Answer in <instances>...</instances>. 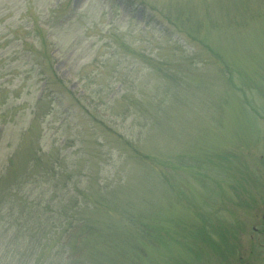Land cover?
I'll list each match as a JSON object with an SVG mask.
<instances>
[{
	"label": "rangeland",
	"instance_id": "374dc122",
	"mask_svg": "<svg viewBox=\"0 0 264 264\" xmlns=\"http://www.w3.org/2000/svg\"><path fill=\"white\" fill-rule=\"evenodd\" d=\"M263 160L264 0H0V264H48L76 197L161 210L181 237L154 264H264ZM204 221L233 251L189 262Z\"/></svg>",
	"mask_w": 264,
	"mask_h": 264
},
{
	"label": "trees",
	"instance_id": "16d2710c",
	"mask_svg": "<svg viewBox=\"0 0 264 264\" xmlns=\"http://www.w3.org/2000/svg\"><path fill=\"white\" fill-rule=\"evenodd\" d=\"M253 109L256 110L255 107H253ZM33 154L34 157L30 160L32 164H30V169L38 167V158L36 157L39 156L37 155V151L34 150ZM140 156L142 157L141 159L144 160L143 162L153 160L148 154L140 153ZM215 156V160L211 157L208 159H204L205 157L203 159H198L189 156L186 157V159L183 158V160L179 159L177 161L173 157V163H175V166L187 165L188 167H193L191 162L197 161L199 164H202L201 166L205 165L204 168H207L206 170L210 168L211 170H216V173H222L227 167L232 169L238 164L237 162L233 166L230 165L234 163L236 159H238L241 164H246L245 155L241 157L236 151L235 154L216 153ZM261 162L263 163L264 160ZM160 176H163L164 181L171 182L172 177L170 178L168 175H165V173H161ZM185 187H189V185ZM175 190H179L181 193L183 192L182 187L179 186L175 188ZM104 200L106 202L96 201L92 203L85 199L84 203H80L76 197L75 200L69 203V206L60 207L57 212L58 217L55 221H59V229H64L62 230L63 235L69 232V237L65 238L68 240L67 242H63L61 241L63 235L59 236L57 245L60 244V242L62 244L57 246L58 250L54 254V258L51 259L48 264H154L156 261L166 262V252L170 251L173 254L174 245L172 242L173 240L179 241L178 239L181 236L177 234L173 235V232L170 233L173 229H170L165 219L160 216L161 210H159L157 214L155 213L157 216L154 219V212H152V209L144 210L136 208L135 210L133 207L128 206L126 208L117 207L116 210L112 205L113 203L108 202L109 200H107V198H104ZM16 206L17 204L15 203L11 207L15 208ZM177 208H182L180 200L178 204L174 205V209ZM39 210L40 209H36L28 203L22 204V211L25 213V215L22 216H25V219L30 218L28 222L35 220ZM89 212L99 214L96 216L92 214L94 217L92 218ZM62 216H65V222ZM47 226L46 223L42 222L38 229L43 230V234H45L47 232ZM193 228L194 229H191V231L195 230V233L192 232L191 235L197 242H194L193 245L190 240L188 242L193 251L191 253L192 255L190 254L191 260L189 262L201 261L203 259L206 254V251L202 250V248L204 249L203 244L209 245L211 251L219 254L224 252L221 248L222 245L228 250L233 251L234 246L232 245L230 247V242L227 239V233H229V231L218 230L213 226V222L208 223L207 221ZM217 235L220 237V240H218L219 243L216 242ZM34 238L40 240L38 236ZM197 243L200 246H198ZM152 249L158 251L153 253ZM35 254L36 252L34 251L24 252L22 256L23 262L21 264H26L25 261H28V259ZM39 259L40 256L36 257L37 263H39Z\"/></svg>",
	"mask_w": 264,
	"mask_h": 264
}]
</instances>
